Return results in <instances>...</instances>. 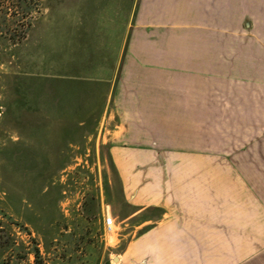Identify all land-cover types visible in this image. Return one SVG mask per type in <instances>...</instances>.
I'll return each instance as SVG.
<instances>
[{"label": "crops", "instance_id": "1", "mask_svg": "<svg viewBox=\"0 0 264 264\" xmlns=\"http://www.w3.org/2000/svg\"><path fill=\"white\" fill-rule=\"evenodd\" d=\"M131 9L122 37L97 49L112 58L111 80L117 73L108 157H76L63 175H116L119 202L109 178L101 218L106 243L125 240L115 264L261 259L264 0H132ZM218 100L229 117L223 157L257 175H209L207 117Z\"/></svg>", "mask_w": 264, "mask_h": 264}, {"label": "rangeland", "instance_id": "2", "mask_svg": "<svg viewBox=\"0 0 264 264\" xmlns=\"http://www.w3.org/2000/svg\"><path fill=\"white\" fill-rule=\"evenodd\" d=\"M131 1L42 0L20 42L6 30L8 9L7 34H0V264L117 261L111 257L125 240L109 245L101 224L109 178L112 201L120 199L116 175L62 169L79 156L108 157L117 73L111 80L110 53L103 58L97 49L122 37ZM210 107L208 145L217 162L208 164L209 175H257L253 165L223 157L231 154L221 146L229 117L219 115V100ZM261 252L249 263L264 264Z\"/></svg>", "mask_w": 264, "mask_h": 264}, {"label": "trees", "instance_id": "3", "mask_svg": "<svg viewBox=\"0 0 264 264\" xmlns=\"http://www.w3.org/2000/svg\"><path fill=\"white\" fill-rule=\"evenodd\" d=\"M9 2L10 7H6V9H1V6L6 5L0 4V34H3V32L7 34V31L8 33L12 32L14 42H20L26 35L27 27L31 25L33 15L40 10L42 0H9ZM9 8L12 16L9 18V25L6 27L7 31H5L3 22H5V16L9 12ZM34 254L37 257L38 251L36 250ZM35 264L38 263L35 262Z\"/></svg>", "mask_w": 264, "mask_h": 264}, {"label": "built area", "instance_id": "4", "mask_svg": "<svg viewBox=\"0 0 264 264\" xmlns=\"http://www.w3.org/2000/svg\"><path fill=\"white\" fill-rule=\"evenodd\" d=\"M104 223H105V225L107 226V228L110 229L111 226H112L113 223H114V219H113V217H112L111 215H109V214H106V215L104 216Z\"/></svg>", "mask_w": 264, "mask_h": 264}]
</instances>
